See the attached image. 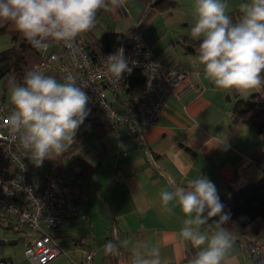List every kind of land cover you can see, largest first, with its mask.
Returning a JSON list of instances; mask_svg holds the SVG:
<instances>
[{
	"label": "crops",
	"instance_id": "0c3cea01",
	"mask_svg": "<svg viewBox=\"0 0 264 264\" xmlns=\"http://www.w3.org/2000/svg\"><path fill=\"white\" fill-rule=\"evenodd\" d=\"M178 1L174 9L161 12L141 0H125L123 7L98 20L97 36L136 30L162 63L185 72L188 79L180 93L170 94L154 125L141 126L137 114L121 103L124 96L115 98V109L127 121L108 129L89 122L87 116L74 138L75 151L46 159L40 167L31 163L28 177L37 189L50 178H61L72 186L78 206L69 226L45 229L65 250L49 264H83L87 250L95 251V264H131L139 241L159 247L166 264H188L197 249L179 236L186 217L174 203L169 205L171 212L165 211L160 193L204 176L215 185L219 198L231 202L239 190L264 180V158H255L264 151V137L232 115L238 98L257 95L264 103V89L243 98L214 87L202 66L194 63L196 53L183 46V40L191 38L195 0ZM225 2L227 13L239 10L240 0ZM51 76L63 82L60 76ZM3 94L12 108L8 92ZM72 156L93 167L89 176L82 174L79 164L72 167ZM2 212L0 240L7 244L0 246V264H32L24 252L40 233L29 236L26 226ZM215 220L201 230L214 229ZM109 238L115 254L105 253ZM259 239L264 242V224ZM226 264L256 262L235 238Z\"/></svg>",
	"mask_w": 264,
	"mask_h": 264
},
{
	"label": "clouds",
	"instance_id": "9594fccd",
	"mask_svg": "<svg viewBox=\"0 0 264 264\" xmlns=\"http://www.w3.org/2000/svg\"><path fill=\"white\" fill-rule=\"evenodd\" d=\"M125 0H0V22L11 23L32 47L46 49L49 39L71 48L77 37L96 26L101 10L115 12ZM225 0H195L194 24L190 35L199 41L194 63L215 88L248 98L264 89V0L239 5L237 20L227 13ZM135 65V61L132 62ZM157 66V65H156ZM157 68V67H156ZM124 48L106 57V72L121 81L131 73ZM8 116L12 139L36 166L57 159L74 144L76 133L89 115L88 95L68 76L60 82L39 69L27 71L23 82L9 81ZM223 142L215 146L221 145ZM162 208L171 212L178 205L186 217L179 236L197 249L188 264H226L235 243L232 230L225 228L230 217L224 213L215 185L206 177L189 179L186 186L160 193ZM214 229L202 231L209 220ZM109 241L106 254H115ZM131 264H166L159 247L139 241L132 249Z\"/></svg>",
	"mask_w": 264,
	"mask_h": 264
},
{
	"label": "built area",
	"instance_id": "2783aa9c",
	"mask_svg": "<svg viewBox=\"0 0 264 264\" xmlns=\"http://www.w3.org/2000/svg\"><path fill=\"white\" fill-rule=\"evenodd\" d=\"M120 47L124 48L132 68L130 74H123L121 81H115L107 74L106 57L97 61L90 57L80 36L71 48L63 42L62 55L50 52L48 46L41 49L46 58L36 68L60 76L63 82L68 76L74 77L89 97V118H98L114 126L127 121V118L119 114L113 101L124 96L128 79L135 70H141L145 85L133 103L138 123L143 127L152 126L158 121L170 94L182 91L188 75L162 63L136 30L125 35ZM11 109L0 88V210L13 215L18 223L26 226L29 236L33 232L40 233L26 247L24 254L32 264H49L65 254V250L45 227L69 226L78 206L71 186L61 178L48 179L40 190L30 182L28 174L32 162L18 148L9 131ZM245 249L260 258L264 255V242L252 239ZM94 258L95 251L87 250L83 264H95Z\"/></svg>",
	"mask_w": 264,
	"mask_h": 264
},
{
	"label": "trees",
	"instance_id": "16d2710c",
	"mask_svg": "<svg viewBox=\"0 0 264 264\" xmlns=\"http://www.w3.org/2000/svg\"><path fill=\"white\" fill-rule=\"evenodd\" d=\"M141 1L161 12L170 11L179 4L178 0ZM110 12L111 11L101 10L97 15L96 26L91 31L80 35L84 41L86 50L94 61L114 53L125 37L124 34L112 31L104 32L101 36L95 34V29L98 28V20L100 17L108 16ZM228 14L234 21L240 16L239 10L229 12ZM1 34H8L11 40V47L0 53V88L2 92L5 93L9 90L10 80L15 79L17 83H22L24 74L29 70L37 69L36 67L46 56L43 55L41 49L32 47L24 40L21 34L15 29V26L11 23L0 22V35ZM47 45L50 52L63 54V41L49 39ZM183 46L188 53H196L199 41L185 38L183 40ZM47 74L51 75L50 72H47ZM144 85L145 76L141 70H135L128 79V88L124 94L125 100L121 102L125 104L127 109L132 113L134 112L136 114L133 99L142 91ZM232 115L235 121H240L249 125L253 130L264 137V103L259 96L254 95L249 100L238 98L232 110ZM86 120L89 122H96L108 129H114L115 127L114 125L103 123L98 118H87ZM76 149V147L72 146L67 154ZM255 158L256 160L264 158V151L256 154ZM70 162L72 167L79 164L82 168V174L85 176H89L93 171L92 166L75 156L70 158ZM219 199L224 205V213L228 214L230 217L229 221L223 226L232 230L236 240L246 248V244L250 240L259 239V234L264 224V180L249 184L242 188L235 194L231 202L226 201L223 197ZM217 218L219 219V217ZM110 239L113 244V238H109V240ZM252 257L256 264H264V255L260 258Z\"/></svg>",
	"mask_w": 264,
	"mask_h": 264
},
{
	"label": "rangeland",
	"instance_id": "374dc122",
	"mask_svg": "<svg viewBox=\"0 0 264 264\" xmlns=\"http://www.w3.org/2000/svg\"><path fill=\"white\" fill-rule=\"evenodd\" d=\"M248 2V0H240V4L241 3H246ZM239 7L237 6L236 9H238ZM228 12V11H227ZM11 47V40H10V36L8 34H1L0 35V53L7 50L8 48ZM8 92V97H9V90ZM0 215H5L2 211H0ZM1 220H5L4 217L0 218ZM27 228V227H26ZM45 229H49L48 227H45Z\"/></svg>",
	"mask_w": 264,
	"mask_h": 264
},
{
	"label": "water",
	"instance_id": "95a60500",
	"mask_svg": "<svg viewBox=\"0 0 264 264\" xmlns=\"http://www.w3.org/2000/svg\"><path fill=\"white\" fill-rule=\"evenodd\" d=\"M7 243L4 240H0V246H5ZM7 259H2V262H5Z\"/></svg>",
	"mask_w": 264,
	"mask_h": 264
}]
</instances>
